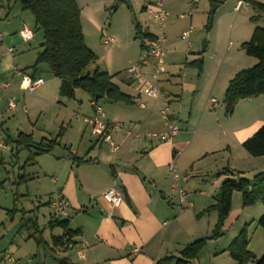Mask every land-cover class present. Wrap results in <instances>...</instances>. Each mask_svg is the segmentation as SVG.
<instances>
[{"label": "crops", "instance_id": "0c3cea01", "mask_svg": "<svg viewBox=\"0 0 264 264\" xmlns=\"http://www.w3.org/2000/svg\"><path fill=\"white\" fill-rule=\"evenodd\" d=\"M117 1L76 0L81 11L86 44L97 55L96 69L112 75V81L122 92L132 97L133 103L114 102L104 97L100 101L106 99V109L99 105L100 101L97 106L101 107V111L92 105L94 117L119 123L121 127L109 132L110 140L98 136L97 143L85 156L72 151L66 144L58 145L70 152L72 157L64 158L66 162L62 164L60 177L51 178L56 188L47 204L51 208L50 200L56 193L67 199L70 209L66 218L70 219L72 229L80 231V235L75 237L77 244L74 249H83L85 259L77 256L83 264H157L167 256L182 258L181 252L187 245L211 237L218 212L207 209L215 204L222 181L232 176L226 169L242 173L245 162L253 164L259 161L255 158L261 156L245 154L241 147L244 148L245 140L264 124V94L240 99L233 112L226 113V87L236 73L243 69L239 64L244 61L236 54L229 56V51L216 64L196 57L190 62L186 61L185 64L191 68L180 76L183 94L173 91L170 99L165 94L154 99L139 91L128 72L131 64L138 59L136 55L128 57L123 54L120 57L119 63L125 64V76L118 80V73L109 69L107 56L95 37L100 36L102 44L104 37H114L115 43L106 45L113 47L111 53L121 47L131 52L132 41L138 42L134 38L136 19L144 30L154 36L157 37L160 31L158 29L157 32V23L147 7L150 0H120L113 9ZM0 19L5 22L4 33H0V90L4 92L0 91L1 102L5 96L10 97L9 93L22 91L21 77L16 75L15 68L36 77H42L43 70L40 68L42 64L37 66L36 71L32 69L40 50L32 59L29 58V63H24L25 56L16 57V51H26L31 41L35 40V32L31 41H24L20 33L26 24L32 29L30 24L34 19L28 11L0 0ZM188 44L191 45V41ZM216 56L212 53L210 58ZM101 59L106 61L103 69L100 67ZM199 60L203 63L201 70L199 66L191 64ZM146 68L152 69V64ZM166 73L168 75L163 78V74L156 81L158 85L162 79L168 85H174L171 78L173 74L167 66ZM47 74L49 82L57 81L60 93L61 80L52 72ZM2 83L9 85L4 87ZM39 93L45 96L46 90L42 88ZM187 93H191V100L185 104ZM163 97L170 101V120L180 126V132L171 141L145 136L147 132L165 129V119L161 114ZM22 106L25 108V103ZM125 128L139 132L142 136L127 135ZM111 140L118 145L117 150L111 146ZM74 156L90 160L78 164ZM172 164L179 174L178 179L173 177ZM112 186H117L123 192L124 198L119 206H113L103 196ZM181 191L185 193L184 199ZM237 195L234 192L232 208L224 220L222 235L210 239L199 257L187 264H238L227 251L232 242L228 244L229 234L232 229L239 230L245 225L248 229V249L255 253L257 241L263 237L264 230L258 221L249 222L247 216L250 214L249 207L259 203L244 206L243 200ZM56 228L60 232L52 237L63 234L60 227ZM234 234L231 236H237Z\"/></svg>", "mask_w": 264, "mask_h": 264}, {"label": "rangeland", "instance_id": "374dc122", "mask_svg": "<svg viewBox=\"0 0 264 264\" xmlns=\"http://www.w3.org/2000/svg\"><path fill=\"white\" fill-rule=\"evenodd\" d=\"M236 1L223 0L219 3L217 9L213 11V27L207 31L213 0H202L198 3L194 0H165L168 17L164 22V34L167 37L164 59L165 65L173 74L171 78L174 80V85H168L162 79L159 86L166 91L165 93L163 90L162 95L165 94L170 99L173 91L183 94L180 76L185 70L189 71L191 67L185 63L190 62L194 57L216 64L229 51V56L236 54L239 58H243L244 61L239 64L242 68L251 67L257 62L254 57L246 54L241 44L251 38L256 26L264 25V15L251 5L236 11ZM256 1L264 2V0ZM12 4L21 8L19 3ZM28 14L34 19L32 13L28 12ZM255 15L258 16L257 20H251ZM4 25L5 22L0 19V33H4ZM30 25L35 32V40L31 41L26 51H16V57L25 56L24 63L30 62L29 58L35 56L43 42L42 31L35 29V20H32ZM155 25L158 32V26ZM106 28H109L108 25ZM190 29H192L191 45L182 38L183 33ZM95 40L100 42L102 52L107 56L109 69L114 71L113 73H118L116 76L118 80L125 76L123 70L125 64L119 63L120 57L123 54H127L128 57L136 55L138 62L144 54L139 40L132 41L133 49L129 48L131 52L127 49L124 51L121 47L112 53L113 47L104 43L103 45L100 36L95 37ZM212 53L217 56L210 58ZM105 63L106 61L101 59L100 67H105ZM150 63L153 66L154 60L150 59ZM21 64L23 65V62ZM95 64H90L86 68V73L95 71ZM40 68L43 70L42 77L46 80V84L40 88L46 90L45 96L39 93L40 89L33 93L20 91L9 93L10 97L5 96L0 102V264H59L62 258L69 259L73 264H83L77 258L76 249L63 250L53 247L52 235L58 234L60 229L51 230L48 225L53 214L47 202L56 188L51 178L60 177L62 164L66 159H58L53 153H45L37 155L34 160H29V157L36 152L35 147L18 145L17 140L20 133H25L30 134L37 144L44 137H56L63 127L64 131L59 139L60 146L66 144L79 155H87L89 149L97 143L98 137L91 133V127L83 119L86 116H95L91 103L92 96L81 88L76 90L75 97L61 96L57 81H48L47 73H51L48 65L42 63ZM166 75L168 74L164 73L163 78ZM13 96L18 97L19 100L16 101L18 105L15 109H10L8 104ZM105 100L99 103L104 109L107 108L104 106ZM190 100L191 93L185 94V104ZM22 103H25V108ZM241 151L248 154L245 148L241 147ZM255 160L259 161L243 164L244 172L240 177L252 180L256 173L264 170V156ZM236 193L242 200V194L237 191ZM248 211L249 222H256L264 215V204L259 203L249 207ZM30 219L33 220L34 225H27ZM241 229H232L228 244L234 240L230 236L233 233L238 235ZM255 253L258 257L264 255V232L263 237L257 241ZM6 256H11L14 260H9Z\"/></svg>", "mask_w": 264, "mask_h": 264}, {"label": "trees", "instance_id": "16d2710c", "mask_svg": "<svg viewBox=\"0 0 264 264\" xmlns=\"http://www.w3.org/2000/svg\"><path fill=\"white\" fill-rule=\"evenodd\" d=\"M8 4L19 3L23 11L32 13L35 20V29L43 33V42L38 53L35 64L32 66L34 71L39 64L48 65L52 74L61 80L60 95L72 98L78 88L83 89L92 96V102L97 103L104 97L114 102L132 104L133 99L112 81L113 76L105 71L96 69L92 73L87 72L86 68L97 60L96 53L88 47L85 40L81 24V11L76 0H1ZM118 0L112 8L118 5ZM222 3L223 0H213ZM261 15H264V2L256 0H246ZM258 16H252L251 20H257ZM214 24V12L208 18L207 31H210ZM34 31V30H33ZM140 41L141 50L144 51L146 43L155 40L157 37L143 29L140 22L135 20V36ZM242 48L246 54L254 57L257 62L251 67L241 69L229 81L224 95L225 110L231 114L235 105L240 99L257 97L264 94V25L256 26L252 36L248 41L242 43ZM191 64L202 69V62L193 61ZM23 72L25 70H22ZM36 77L35 75H31ZM99 96L97 98L96 96ZM94 106V105H93ZM63 127L53 138H43L35 144L30 134L20 133L17 143L23 146H33L36 152L29 157L34 160L37 155L51 153L60 144V137L63 134ZM246 151L254 157L264 156V124L243 143ZM90 159L74 156L76 163L87 162ZM227 173L232 176L225 178L216 195L214 205L208 207L209 210L218 212V220L214 226L211 237L201 238L187 245L181 252L182 258L176 259L175 256H167L157 262V264H187L191 260L199 257L202 250L207 246L210 239L218 238L222 235L224 220L229 215L232 208L234 192L242 194L244 206L264 204V170L254 175L252 180L240 177L241 172H236L229 168ZM237 176L238 178H234ZM35 222V221H34ZM33 224L30 219L27 225ZM258 224L264 230V215L258 220ZM49 227L53 230L60 227L63 234L53 236L52 244L55 248L68 250L74 249L77 241L75 237L80 235L78 229L70 227V219L54 216L49 221ZM249 237L247 225H245L227 248L230 256L238 264H264V255L258 257L248 249ZM73 264V263H72Z\"/></svg>", "mask_w": 264, "mask_h": 264}, {"label": "built area", "instance_id": "2783aa9c", "mask_svg": "<svg viewBox=\"0 0 264 264\" xmlns=\"http://www.w3.org/2000/svg\"><path fill=\"white\" fill-rule=\"evenodd\" d=\"M202 0H194V2H200ZM249 2L246 0H237L235 4V10L241 11L243 8L249 7ZM148 10L152 16V19L157 23L158 29L160 31L157 38L153 41H149L146 43V48L144 49V54L141 56V59L132 64L128 72L133 77L139 91L148 97L158 99L161 98L162 89L156 83L159 81L161 76L166 73L165 66V34H164V22L168 17V11L165 7V0H150L147 5ZM192 29L185 31L182 35L184 40L189 41L191 36ZM22 38L24 41H31L34 39V31L26 24L23 26L20 31ZM1 39V35H0ZM103 43L105 45L115 43V38L111 36H106L103 39ZM150 59L154 60V64L152 69H147L146 67L151 64ZM16 75L21 77L20 80V88L24 92L33 93L35 90L44 84V78L42 77H32L31 75L15 68ZM4 87H7L8 83H2ZM17 99L15 97H11L9 101V108L14 109L17 106ZM214 102L216 100H213ZM92 105H95L92 102ZM143 106V104H141ZM97 111H101V107L96 106ZM170 111V102L163 97V107L161 110L162 117L165 119V129L160 132H147L145 136L149 138H157L161 141H171L173 138L180 132V126L174 122H172L169 118ZM85 122H87L91 126V133L96 136H104L107 140H110L109 132L115 128H120L121 124L112 123L104 120L101 117H84ZM125 133L127 135H134L135 137H141L142 134L139 132H133L130 128H125ZM111 146L114 150L118 149V145L111 140ZM171 171L173 173V177L175 179L179 178V174L175 169V165H171ZM183 199L185 198V193L181 191ZM103 196L106 201L111 203L113 206H119L124 198L123 192L117 187L112 186L108 188ZM51 209L54 215L60 217H68L70 205L64 196L59 193H56L52 196L50 200ZM77 256L79 259H85V255L83 249L77 250ZM9 260H14L11 256H6Z\"/></svg>", "mask_w": 264, "mask_h": 264}, {"label": "water", "instance_id": "95a60500", "mask_svg": "<svg viewBox=\"0 0 264 264\" xmlns=\"http://www.w3.org/2000/svg\"><path fill=\"white\" fill-rule=\"evenodd\" d=\"M218 6H219L218 2H216V1L213 2L212 11H215ZM96 97L99 98L98 95ZM53 155L56 156L57 158H71L72 157L70 152H68L67 150L61 148L60 146H56L55 147V149L53 151ZM59 264H71V263L67 259L62 258V259L59 260Z\"/></svg>", "mask_w": 264, "mask_h": 264}]
</instances>
